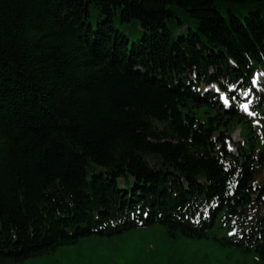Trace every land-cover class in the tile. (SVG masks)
<instances>
[{
  "label": "trees",
  "instance_id": "1",
  "mask_svg": "<svg viewBox=\"0 0 264 264\" xmlns=\"http://www.w3.org/2000/svg\"><path fill=\"white\" fill-rule=\"evenodd\" d=\"M259 71L264 0H0V264L155 225L264 261L259 136L204 88Z\"/></svg>",
  "mask_w": 264,
  "mask_h": 264
},
{
  "label": "rangeland",
  "instance_id": "2",
  "mask_svg": "<svg viewBox=\"0 0 264 264\" xmlns=\"http://www.w3.org/2000/svg\"><path fill=\"white\" fill-rule=\"evenodd\" d=\"M255 78L260 83L264 96V72L258 73ZM243 97L245 101L242 104L247 103L255 113V116L244 119L248 120L249 125L252 124L254 132L260 136L257 148L264 152V113H257L252 93L247 91ZM260 105L264 112L263 97ZM237 108L243 113L240 105ZM258 122L262 123L261 127L257 125ZM245 132L246 126L242 118L235 123L232 131L223 130L224 140L234 152L239 145H247ZM255 181L259 185L263 184L264 169L256 176ZM216 233L218 239L183 235L173 238L167 236L159 225L140 226L113 236L83 237L75 243L29 257L21 264H264L256 252L243 251L233 244L224 243L225 240L231 241L225 229L217 226Z\"/></svg>",
  "mask_w": 264,
  "mask_h": 264
},
{
  "label": "snow or ice",
  "instance_id": "3",
  "mask_svg": "<svg viewBox=\"0 0 264 264\" xmlns=\"http://www.w3.org/2000/svg\"><path fill=\"white\" fill-rule=\"evenodd\" d=\"M213 87H215V86H213ZM232 87L234 88V86H232ZM216 90H217V91H220L219 88H216ZM223 99H224L225 102L227 103V101H228L227 93H225ZM240 107H241L244 111H246V112H247L248 109H249V105H248L247 103L240 105ZM249 114H250V115H255V113H249ZM197 222H198V221H197ZM229 235H235V233H234V232H230Z\"/></svg>",
  "mask_w": 264,
  "mask_h": 264
}]
</instances>
